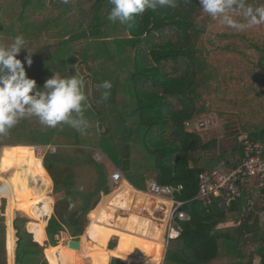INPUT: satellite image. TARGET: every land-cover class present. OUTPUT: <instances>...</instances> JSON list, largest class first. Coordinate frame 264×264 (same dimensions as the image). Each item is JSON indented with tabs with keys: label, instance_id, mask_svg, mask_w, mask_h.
<instances>
[{
	"label": "trees",
	"instance_id": "1",
	"mask_svg": "<svg viewBox=\"0 0 264 264\" xmlns=\"http://www.w3.org/2000/svg\"><path fill=\"white\" fill-rule=\"evenodd\" d=\"M37 2L42 4L41 9L46 8L44 0H0V11L6 15L3 8L14 12L19 8L16 14L23 16ZM247 3L258 7L264 5V0H247ZM175 4V7L148 9L120 23L107 19L113 7L109 0H69L58 7L57 17L44 18L40 23L33 20L17 23L18 28L24 25L23 37L26 43L29 41L25 47L30 53L22 49L17 57L24 63L29 78L43 87L53 73L61 74L76 61L91 78L93 94L89 96L83 91L87 98L84 118L90 123L82 131L70 126H39L28 129L36 139L13 140L12 136L21 131L17 124L8 134L0 136V143L5 141L0 152L3 188L17 199L12 177L2 174L11 172L19 173L20 186L16 187L33 190L32 202L26 205L25 212L12 211L10 227L14 245L9 264H14V259L15 264H80L85 241H80L78 248L57 243L54 236L64 230L76 240L85 232L94 242L109 247L114 253H104L103 264H157L153 249L163 247L159 232L152 235L153 243L135 256L131 255L134 249L124 245L132 231L150 235L149 220L136 216L120 218L138 228L120 229L118 224L110 222L114 209H109L114 201L128 208L133 188L147 191L151 181L170 186L172 197L184 202L178 210L189 217L175 218L179 234L168 239L162 264H253L254 252L246 255L243 244L250 243L254 235L264 239V225L250 222L251 218H258L257 211L264 209V180L260 187L263 205L260 209L249 208L245 192L229 205L217 197L205 206L195 196L199 175L204 170L239 164L243 136L264 142V25L244 32H222L215 29L219 19L204 13L199 0L188 3L175 0ZM41 11L39 15L46 16ZM236 18L242 19L239 15ZM12 25L11 28L14 22ZM4 27L0 24L1 32ZM12 33L8 32L7 38L9 34L19 35ZM228 38L234 41L232 46L226 41ZM28 56L32 61L30 66L25 60ZM76 57H80L79 63ZM105 80L112 83L111 95L97 104L100 92L96 85ZM210 111L236 117L235 121L226 123L240 128L230 145L223 147L215 137L205 140L197 131L187 129V121ZM64 136L72 137L74 146L88 143L103 151L133 188L122 182L105 206L106 196L111 192L107 174L103 164L95 162L88 151L75 148L74 153L79 155L76 157L58 147L54 153L47 152L41 163L32 155L20 154V147H16V144L44 147ZM125 147H128L126 155ZM79 159L92 166L97 174L95 186L88 192L75 186L74 166ZM125 160L129 165L123 170ZM30 169H35L36 179L28 183ZM44 180L49 187L53 185L54 194H61L54 205ZM51 205L54 213L45 226L50 244L47 245L44 218L50 213ZM4 209L2 198L0 264H7ZM229 222L234 225L224 227ZM114 226L118 229V239L109 240ZM120 247L128 252L119 251ZM256 251L258 264H264V240Z\"/></svg>",
	"mask_w": 264,
	"mask_h": 264
},
{
	"label": "clouds",
	"instance_id": "2",
	"mask_svg": "<svg viewBox=\"0 0 264 264\" xmlns=\"http://www.w3.org/2000/svg\"><path fill=\"white\" fill-rule=\"evenodd\" d=\"M61 3L68 4L69 0H61ZM109 3L113 7L107 19L120 23H126L148 9L155 10L157 6H176L175 0H109ZM199 5L204 13L238 32L264 25V5L253 7L247 0H199ZM237 15L242 19H237ZM25 45L23 35H16L7 46L0 43V136L8 134L20 120L29 117H36L47 127L67 124L82 131L87 127L83 81L77 75L53 73L42 88L37 87L36 80L27 76L24 63L17 58L22 49L27 50ZM25 60L30 66V56ZM96 88L100 92L97 104L107 101L112 83L105 80Z\"/></svg>",
	"mask_w": 264,
	"mask_h": 264
},
{
	"label": "rangeland",
	"instance_id": "3",
	"mask_svg": "<svg viewBox=\"0 0 264 264\" xmlns=\"http://www.w3.org/2000/svg\"><path fill=\"white\" fill-rule=\"evenodd\" d=\"M36 1H38V0H36ZM86 1H88V0H86ZM61 4H62L61 0H44L43 7H46V8L45 9H41L42 4L38 5V2H37L36 6L27 8L25 10L24 14H22L23 16H20V14H16V11L20 12L19 8H17V10L15 12L13 10L6 11L3 8L2 10H4L7 13H6V15H3L4 12L2 13V11H0V24H2V26H5L4 30L2 32L0 31V43H3L5 46H7L8 44L11 43V41L13 40V38L15 36L9 34V37L7 38L8 32L9 33L18 32L19 35H23L22 31H24V25L21 26L20 28H18L17 27V23L18 22H23V24H25V22L27 23V20H33V21H35L37 23H40V21L42 19H44V18L45 19L46 18L50 19V18L57 17V15L59 13V10H60L58 7ZM4 6H5V4H4ZM7 9H9V6L7 7ZM41 10H44L43 14L46 15L44 17L42 15L43 18L39 15L40 12H42ZM13 22H14L15 25H14L13 28H11L13 26L12 25ZM215 29L216 30L219 29V30H221L223 32L224 31V25L220 24V23L219 24L216 23L215 24ZM4 32H5V35H3ZM14 35H15V33H14ZM41 43H44V41L43 42H38L36 47L39 46ZM26 44H27L26 47H28L29 41ZM76 58L78 59L77 62L79 63L80 57H76ZM66 62H68V61H66ZM60 75L61 76L77 75L83 81L82 90L84 92L86 90L87 94L89 96H92L93 92H92L91 78L87 74L86 69H84V66H82L80 64H77L76 61H75L74 63H72L71 67L67 66V69L64 72H61ZM37 87L42 88V86H40V84H39V86L37 85ZM214 113L218 115L219 121L216 124H208V126L202 127V129L197 131V132L205 140L209 139L211 137H215L217 140L220 141V145L221 146L223 144L230 145L231 142H233V137L232 136L237 134V133H239L240 132V128H239V126L237 124L228 125L226 123L235 121L236 117H228V116L225 117V116L220 115L216 111H210V112H206L204 114H201V115H199V116H197L195 118L207 117V116H209L211 114H214ZM86 121H87L88 124L90 123V120H86ZM18 124L19 125H17V126H18V128L21 127V129L19 128L21 131L18 134H15L14 136H12L13 140H19V139H21V140H28V139L32 140V139H36V138H34L32 136V134H30L28 129H31V128H34V127H39V126H44V125H42L39 122V120L36 117L24 118V119L20 120ZM62 126H63V128L64 127H69V125H67V124H59L56 127H62ZM55 137L58 138L57 135H55L54 138ZM7 138H10V137H7ZM60 138L61 139H59V140L53 141L52 142L53 144L51 143L50 145L55 146L57 149L59 147V150H61L62 152H69V153L75 155L76 157H78L79 155L75 154L73 150L75 148H83L84 150L88 151L92 155V159H93V153L95 151H99V152L104 154V158L101 161L97 162V163L103 164L104 169H105L106 174H107L108 185H109V187L111 189V192L107 195L108 198H106V200L104 202V205L106 206L107 203L111 202L112 198H110L111 197L110 195L113 192L117 191L119 189V187L121 186V184H122V182H120L117 186L112 188L111 185H110V181H109L110 180L109 179L110 174L113 173L114 170L116 168H118V167L115 166L112 163V161L108 158V156L103 151H101L99 148L91 147V146H89L90 144H88V143H84L81 146H74V145L71 144V143H73V138L72 137L64 136V137H60ZM239 138L241 139V136ZM2 141H3V139H2ZM4 142L5 141H3V143L2 142L0 143V152H1L2 147L5 145ZM16 145H15L16 147H21V146L34 147L35 154L37 155V157H41L42 159L44 157L43 146H38V145L34 146V145H25V144H16ZM223 147H224V145H223ZM215 156H217V151H215ZM225 156H227V154H224V157ZM217 167H222V166H217ZM74 168H75V172H76L75 186L80 188L84 192H88L92 188H94L96 180H97V174H96L94 168L92 166L85 165L83 163V161L80 160V159L77 161V163L75 164ZM222 168H224V167H222ZM10 175H11V172H9L7 174H4L5 177H9ZM16 180H19V179H17V178L15 179L14 178L13 181H16ZM4 193H5V191L3 189V183L0 181V199L3 198L4 202H5L4 219H5V222H6V209H7L8 199H7V197L4 196L5 195ZM51 195L53 197L54 203H55V200L58 197L61 196V194H54L53 185H52V188H51ZM249 198H250L249 201L255 202L254 206H257L260 209L261 200H260L258 192L257 193H252ZM101 200H102V198H101ZM123 201H125V200H123ZM114 202H113L112 205H110L111 207L109 209L118 208L117 205L114 204ZM118 206H120V208L117 209L118 210L117 211V215L122 217V219L126 220V219H129L131 216H136V217H138L140 219H148L149 222H150L149 223V228H148V232L150 233L149 236H151V239L153 241L154 240V236H152V235H154L157 232H159L160 236H161V244H162L163 248H165L164 247V238L166 236V233L168 234V229H169V227H168V223H169L168 222V213H167L168 207H169V202L168 201H165L164 199L152 196L151 194L146 192L144 195H141V196H138V197L135 196V198H134V196L132 194V197L129 200V207L128 208L121 207V205H118ZM254 206L250 205L249 208H252ZM260 211H261V209L259 211H257V212H260ZM20 213L22 215H24L23 212L20 211ZM24 216H26V215H24ZM87 218H88V224H89V215H87ZM110 222L113 223V224H118V227L120 229H125L126 230V229H129L128 227H133V225L131 223H128L126 221H121L120 219L117 220L116 217H113L112 219H110ZM26 228H27V225H26ZM131 229L135 230V229H138V228H136L134 226ZM85 234L86 233H84V235L81 236L79 241H84V237L83 236H85ZM61 238H62V240H61ZM54 239L57 240V243L60 242V241H63L64 243H66V241H68L69 239H75V238L74 237H70L67 234L66 230H64L62 232V234L55 235ZM119 240H118V243L120 242ZM85 241L86 242H84L85 245H84V248H83L84 251L81 253V256H80V264H103V262H104L103 254L104 253H108V254H113L114 253L113 251L108 250V247L101 246L100 244L94 242L92 239H88V237L86 238ZM152 241H149L148 245L152 244L153 243ZM35 242H37V241H35ZM48 243L49 242H47V241L45 242V244L50 245ZM119 251H121V252L123 251L125 253L128 252L123 247L122 248L120 247ZM153 251L156 252V254H159L162 251V249H161V247H154ZM43 253H44V251H43ZM131 255L134 256L133 253ZM44 256H45V254H44ZM163 258H164V255H163ZM9 259H10V257L9 258L7 257V264H9ZM45 259H46V257H45ZM155 260H156V257H153V261H155ZM162 262H161V264H162Z\"/></svg>",
	"mask_w": 264,
	"mask_h": 264
},
{
	"label": "built area",
	"instance_id": "4",
	"mask_svg": "<svg viewBox=\"0 0 264 264\" xmlns=\"http://www.w3.org/2000/svg\"><path fill=\"white\" fill-rule=\"evenodd\" d=\"M219 121L217 114H211L207 117L194 118L192 121L186 122V127L189 131H199L202 127L208 124H216ZM243 155L239 164L236 167H216L212 170H204L199 175L198 193L195 199L202 202L205 206L211 204L213 198L221 197L225 205H229L237 199L243 197V184L251 178H256L260 181L264 180V142L252 138L248 135L242 138ZM56 147L50 144L43 147V154L47 152H56ZM104 154L95 151L93 159L96 162L101 161ZM125 176L121 169L116 168L110 174V185L114 187L120 182L125 181ZM262 186V183H260ZM147 191L152 196L164 199L169 202L168 207V224L175 227V218L179 220H187L188 215L179 211V207L183 201L175 200L172 197V188L168 185H161L155 181L149 183ZM178 235H169L168 239Z\"/></svg>",
	"mask_w": 264,
	"mask_h": 264
},
{
	"label": "crops",
	"instance_id": "5",
	"mask_svg": "<svg viewBox=\"0 0 264 264\" xmlns=\"http://www.w3.org/2000/svg\"><path fill=\"white\" fill-rule=\"evenodd\" d=\"M224 30L225 31H227L228 33H231V32H233V29H231V28H229V27H227V26H225L224 25ZM227 42H229V43H231L230 45L232 46V44L234 43V41H232L231 40V38H228L227 40H226ZM34 157V156H33ZM35 159H38V158H36V157H34ZM41 163H43L42 162V160L41 159H38ZM33 170H35V169H30V176H31V178H28V183H29V180H31L32 181V179H36L35 177V173H34V171ZM13 172H15V171H13ZM8 172H3L2 174H3V176H4V174H7ZM33 176H32V175ZM0 177H2V176H0ZM12 177V179L14 180V178L16 179H19L20 177H19V173H17L16 175H10L8 178L10 179ZM33 177V178H32ZM109 179H110V177H109ZM13 180H11L12 182V184H13V187H12V190L14 191V193L16 194V196H17V199H15L14 197H12V195H10L9 193H7V191H6V188H3L4 189V191H5V197H7V199H8V203H7V209H6V251H7V257L9 258V255H10V252H12V250H13V243H14V239H13V229L10 227V221H11V218H12V216H13V214H12V211L14 210V209H18V210H22V211H24L25 212V209H26V205L29 203V202H32V194H33V190H32V188H18L19 186H20V180H16V181H13ZM0 181H1V179H0ZM110 181V180H109ZM2 182V181H1ZM123 182H126V183H128L129 184V182L127 181V180H125V181H123ZM44 183L47 185V187H49V184L44 180ZM53 183V182H52ZM260 183H262L263 184V181H260V180H258V179H256V178H251V179H249L248 181H246L243 185H244V187L245 188H243V192H245V196H244V198H246V204L247 205H249V207H250V205H252V206H254V204H255V202H252V201H249L250 200V196H251V194L252 193H257L258 192V194H259V197H260V199H261V186H260ZM17 184H19V186L18 187H16V185ZM130 185V184H129ZM117 186V185H116ZM131 186V185H130ZM51 184H50V190H49V195H51ZM115 187V186H114ZM132 187V186H131ZM259 187V188H258ZM113 188V187H112ZM133 188V187H132ZM133 196H134V198H135V196L136 197H138V196H141V195H144L146 192H148V191H138V190H135L134 188H133ZM149 193V192H148ZM52 196V195H51ZM107 197V196H106ZM10 201H12L13 203H15L16 205H19V208H16V206H14ZM52 205H54V202H53V204ZM51 205V209H50V213L44 218L45 219V224H44V232H45V242L47 241L48 242V238H47V235H46V231H45V226H46V224H47V221H48V219L50 218V216L51 215H53V206ZM117 205V207L118 208H120V206H118V204H116ZM262 204H260V208H262ZM254 207H256V206H254ZM118 208H115L114 209V212H113V217H116V219L117 220H119L120 218H122V217H120L119 215H117V209ZM262 211V212H261ZM261 213L260 212H258V218H251V220H250V222L251 223H253V224H255L256 222H257V224H259V226H263L264 225V209H261ZM90 213H89V217H90ZM263 215V216H262ZM34 220V219H33ZM256 221V222H255ZM29 222H34V221H29ZM28 222V223H29ZM27 223V224H28ZM232 225H234L233 223H224V227H232ZM168 227H169V224H168ZM175 229H178L177 227H174ZM118 229H116V226H114L113 228H112V230H111V233H110V235H109V240L110 239H118V234H116V231H117ZM168 231H169V229H168ZM62 232L63 231H60L58 234H62ZM67 232V231H66ZM85 233V232H84ZM84 233H83V235H84ZM57 234V235H58ZM68 234V233H67ZM178 234H179V231H178ZM124 236H126V233H124ZM250 235H247L246 237H249ZM84 237V241L86 240V238L88 237L86 234H85V236H83ZM168 234L166 233V236H165V238H164V247L165 248H163V247H161V249H162V251L159 253V254H157V262H158V260H159V257L160 256H162V255H164L165 254V250H166V245H167V241H168ZM88 239H90L89 237H88ZM120 240H121V238H119ZM126 240L124 241V245L126 246V247H128V248H133L134 249V252H133V254H134V256L135 255H137L136 253H137V251H139V250H141V252H142V250H144L147 246H148V244H149V241H152V239H151V236H149V234H146V233H144V232H141V231H132L131 232V234L127 237V238H125ZM33 240H35L34 239V236H33ZM70 240V239H69ZM68 240V241H69ZM119 240V241H120ZM263 240L264 239H262L261 237H256L255 235H254V237H253V239L251 240V242L250 243H247V244H243V247L245 248V254L246 255H248L251 251H253L254 252V255H253V259H252V261H253V264H258L259 263V255H258V253H256L257 251L256 250H258V248L262 245V243H263ZM36 241V240H35ZM68 241H66V243H64L63 241H61L60 242V244H68ZM44 242V243H45ZM86 242V241H85ZM38 243V242H37ZM39 244V243H38ZM49 244V243H48ZM117 244H118V242H117ZM39 245H41V244H39ZM110 248L108 247V250H109ZM151 250H152V248H150ZM148 250H146L145 251V253L147 252ZM123 252V251H122ZM125 253V252H124ZM126 254V253H125ZM162 261H163V259H162ZM161 261V262H162ZM12 262H13V259H12ZM14 264H15V259H14Z\"/></svg>",
	"mask_w": 264,
	"mask_h": 264
},
{
	"label": "bare ground",
	"instance_id": "6",
	"mask_svg": "<svg viewBox=\"0 0 264 264\" xmlns=\"http://www.w3.org/2000/svg\"><path fill=\"white\" fill-rule=\"evenodd\" d=\"M19 153L20 154H23V155H32V156H34V157L42 160L41 157H37V155L35 154L34 147H31V146H21L19 148ZM177 230L178 229H175L174 227L172 228L171 225H169L168 236L171 235V234L172 235L176 234L177 233ZM61 240H62V238H61ZM162 259H163V255L159 257V260H158L157 264H161Z\"/></svg>",
	"mask_w": 264,
	"mask_h": 264
},
{
	"label": "water",
	"instance_id": "7",
	"mask_svg": "<svg viewBox=\"0 0 264 264\" xmlns=\"http://www.w3.org/2000/svg\"><path fill=\"white\" fill-rule=\"evenodd\" d=\"M127 152H128V147H125V148H124V154L126 155ZM128 165H129V162H128L127 160H125V161L123 162V170H126V169L128 168ZM68 244H69L70 246H73V247L78 248V247H79V244H80V241H79V240H76V239H70V240L68 241Z\"/></svg>",
	"mask_w": 264,
	"mask_h": 264
}]
</instances>
